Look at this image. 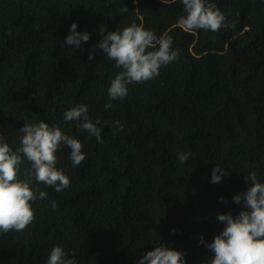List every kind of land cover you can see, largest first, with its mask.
<instances>
[{
    "label": "trees",
    "instance_id": "obj_1",
    "mask_svg": "<svg viewBox=\"0 0 264 264\" xmlns=\"http://www.w3.org/2000/svg\"><path fill=\"white\" fill-rule=\"evenodd\" d=\"M210 2L234 27L184 31L181 0H0V135L15 150L24 121L44 120L86 154L73 166L67 146L57 151L70 187L38 184L47 199L32 203L25 231L0 234V264H46L54 245L77 264H136L159 243L183 252L185 264L214 255L200 237L211 242L226 226L218 213L244 207L233 197L251 186L245 175L264 182V0ZM73 22L90 33L80 48L63 42ZM133 22L170 35L180 57L109 101L121 69L101 49L89 61V49L101 29ZM80 103L101 121L103 143L63 120ZM183 152L192 155L181 164ZM216 165L226 169L222 183L211 182ZM29 167L25 159L19 178Z\"/></svg>",
    "mask_w": 264,
    "mask_h": 264
},
{
    "label": "clouds",
    "instance_id": "obj_2",
    "mask_svg": "<svg viewBox=\"0 0 264 264\" xmlns=\"http://www.w3.org/2000/svg\"><path fill=\"white\" fill-rule=\"evenodd\" d=\"M181 3L185 14L177 23L186 32H219L222 28L234 27L235 22L228 21L210 0H181ZM121 11H127V7ZM99 32L103 38L89 49V61L94 60L96 49H101L109 60L115 62V67L121 69L110 81L107 89L109 101L123 100L128 95L129 85L155 79L161 68L180 57V50L173 48L170 35L157 36L135 22L122 30L104 34L105 29H101ZM89 39L90 33L77 31V24L73 22L63 42L66 46L80 48ZM104 107L110 109L111 102ZM63 120L75 121L78 128L103 143L102 128L98 126L101 121L97 118L93 122L86 104L80 103L65 110ZM111 127L119 132L125 130L119 120L112 121ZM19 131V146L15 150L0 135V234L23 232L33 223L32 203L47 199V192L39 188V183L54 188L56 192L70 187L69 177L56 166V153L62 146L70 149L73 166L81 165L86 159L81 141L63 132L59 125H49L44 120H25ZM191 155L189 152L179 153L178 160L183 164ZM25 159L30 167L23 170L24 178L21 179V165ZM225 174L226 169L216 165L212 169L211 182L222 183ZM33 179L37 182L35 185ZM245 181L251 186L233 197L235 203L243 202L244 205L238 215L218 213L217 220L226 224L224 229L211 242L200 237L199 242L214 253L204 264H264V182L258 179L255 171L245 175ZM51 206L55 209L56 202L51 201ZM46 264H77V261L69 258L63 247L54 245ZM136 264H185V254L159 243Z\"/></svg>",
    "mask_w": 264,
    "mask_h": 264
}]
</instances>
